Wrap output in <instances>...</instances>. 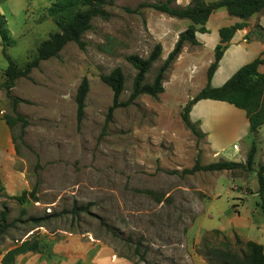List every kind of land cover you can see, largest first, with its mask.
<instances>
[{"label":"rangeland","instance_id":"374dc122","mask_svg":"<svg viewBox=\"0 0 264 264\" xmlns=\"http://www.w3.org/2000/svg\"><path fill=\"white\" fill-rule=\"evenodd\" d=\"M159 1L165 0H114L105 5L108 18L92 19V27L83 34L84 48L69 42L57 57L15 80L11 94L24 101L14 110L7 98L6 115L18 113L27 121L16 123L11 131L30 183L28 191L35 189L37 201L28 197L21 204L0 198V211L3 204L8 209V227L0 234V245L43 225L48 230L90 231L106 237L138 264H188L185 235L207 197L219 195L214 202L220 208L239 205L244 199L242 213L262 215L260 197L251 193L258 190L256 171L264 164V126L250 134L257 147L251 170L180 174L197 158L203 165L223 160L209 150L204 135L195 136L181 118L187 96L206 80L207 51L196 59L191 55L176 59L164 75L162 93L139 95L114 109L106 122L113 93L100 75L120 67L125 83L119 100L126 101L135 75L126 56L146 57L156 43L162 44L161 55L145 76L150 83L171 50L172 34L190 24L188 19L138 7ZM185 4V0L173 3ZM48 6L49 0H0V14L15 41L0 53V81L7 55L22 67L38 43L57 30ZM162 31L167 36L156 38ZM189 47L193 52L195 47ZM83 76L88 78L89 90L77 125L75 94ZM214 109L228 114L231 110L221 105ZM244 142L246 147L251 144L248 139ZM39 217L43 218L33 220ZM238 247L234 246L239 251Z\"/></svg>","mask_w":264,"mask_h":264},{"label":"trees","instance_id":"16d2710c","mask_svg":"<svg viewBox=\"0 0 264 264\" xmlns=\"http://www.w3.org/2000/svg\"><path fill=\"white\" fill-rule=\"evenodd\" d=\"M174 2L175 0H165L143 2L138 5V7L152 8L171 17L188 19L190 24L178 33L172 49L157 69L152 82L146 83L144 80L153 62L161 55V44L156 43L146 57H141L137 54L126 56V60L135 69L131 92L126 101L119 100L125 83V75L121 68L115 67L109 73L100 75L102 82L109 86L113 93L111 105L107 109L106 122L110 119L114 109L129 104L139 95L147 94L154 97L162 93L164 91V75L172 62L181 53L184 44H198L196 32H207L205 23L209 15L219 8H225L229 15L240 18L242 22H236L219 29V42L214 47L213 60L206 70L205 85L193 97L188 99L183 107L181 118L195 136L201 137L204 134L198 127V121L193 122L189 117L193 105L197 101L207 98L224 101L245 111L249 121V133L255 134L261 126H264V73H260L257 69L264 62V52L250 62L240 66L221 86L213 87L211 85V78L228 46V42L238 29L245 26L244 20L255 13L264 12V0H189V3L184 6L173 5ZM113 3L114 0H49L47 14L52 18L57 26V30L38 43L35 54L22 67L17 66L8 55H5L8 59V65L3 71L4 78L3 81H0V88L5 90V95L11 101L14 110L19 101H24L11 94L15 80L20 77H28L31 70L37 68L42 61L57 57L62 48L69 42L76 43L81 49L84 48L83 34L92 27V19L97 16L105 19L108 18L110 13L105 9V5ZM137 8L134 10H137ZM129 11H132V9H129ZM251 36L264 39V28L255 25L254 29L247 34V38H251ZM0 37L4 53V47L13 44L15 41L9 35L6 28V19L2 14H0ZM88 90V78L83 76L75 94L77 125H80L84 116L85 98ZM5 120L10 128L18 122L23 125L27 123L18 113L15 117L5 115ZM256 149V142L253 139L244 161L223 159L203 165L197 158L192 167L182 169L180 174H194L197 171H230L238 168L251 170L254 164ZM174 172L177 173L178 171ZM256 173L258 181L257 193L260 197L259 207L264 213V164L258 166ZM3 196L5 194L0 181V197ZM28 197L37 201L34 188L30 191L25 190L20 195L7 196V198L16 200L21 204L26 202ZM79 208L81 209V207ZM77 209L74 207L72 212H76ZM7 214L8 209L3 204L0 211V234H3L8 227L6 221ZM51 216L53 214L46 215V217ZM41 218L43 217L33 220L38 221ZM219 236H222V240L218 239ZM234 246H240L241 248L238 251ZM31 249H37L36 241L22 242L19 246L4 254L2 264H13L17 253ZM197 252L209 264H264V252L261 244L251 240L242 242L237 235H234V242L232 243L217 229L203 234L201 242L197 245ZM135 264L138 263L135 262Z\"/></svg>","mask_w":264,"mask_h":264},{"label":"crops","instance_id":"0c3cea01","mask_svg":"<svg viewBox=\"0 0 264 264\" xmlns=\"http://www.w3.org/2000/svg\"><path fill=\"white\" fill-rule=\"evenodd\" d=\"M185 1L186 4L189 3V0ZM236 22H242V20L229 15L225 8L213 11L205 23L207 32H196L198 44L185 43L177 61L181 60L183 56L188 58L186 55H191L190 59H196L207 51V60L204 65L207 70L214 57V47L219 42V29ZM244 22L245 26L238 29L228 42L218 67L213 73L211 78L213 87L221 86L240 66L264 52V39L255 36L247 38V34L254 29L255 25L264 28V12L253 14ZM185 28L177 29L172 34L169 49H172L178 33ZM165 34L167 31L165 33L162 31V35L159 33L156 38L167 36ZM189 46L195 47L193 52L188 49ZM0 53L3 54L1 37ZM257 69L260 73H264V62ZM205 82L199 90L205 85ZM197 92L187 98L193 97ZM219 105L226 106L232 111L230 110L229 114L227 112L219 113L214 109ZM7 111V97L4 90L0 89V181L5 194L3 199L7 196L20 195L23 191L30 189V183L21 167V159L16 154L11 128L5 120ZM189 117L193 122L198 121L199 129L204 134L208 148L212 153L227 160H245L250 146L246 147L244 140L248 139L251 142V138L249 121L243 109L224 101L207 98L201 99L193 105ZM243 195V198H246L248 194L244 193ZM219 198L220 196L215 194L203 201V206L199 209V213L185 235V245L189 251L188 264H209L195 249L201 236L213 229L221 231L230 242H234V235H237L242 242L255 241L262 245L264 252V213L262 211V215L256 211L242 213L240 207L243 206V198H239L243 199L239 205L234 203L231 204V207L220 208L214 202ZM24 241H36L37 249L17 253L13 264H135V260L131 256L120 252L116 245L106 237L95 236L90 231L48 230L43 225L31 229L25 237L3 242L0 245V264H2V258L7 251L19 246Z\"/></svg>","mask_w":264,"mask_h":264}]
</instances>
